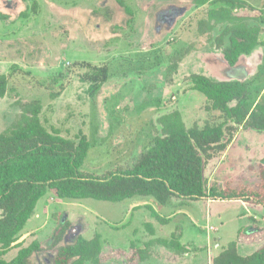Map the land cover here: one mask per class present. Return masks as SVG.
<instances>
[{
	"label": "rangeland",
	"instance_id": "rangeland-1",
	"mask_svg": "<svg viewBox=\"0 0 264 264\" xmlns=\"http://www.w3.org/2000/svg\"><path fill=\"white\" fill-rule=\"evenodd\" d=\"M243 1L255 8L243 14L255 18L256 11H263L259 21L244 23L264 29V0ZM124 3L132 15L117 0H0V75L9 79V92L0 99V133L13 127L26 104L39 103L48 132L74 142L80 133L87 136L90 151L82 170L104 176L138 162L161 136L159 119L164 115L180 111L188 129L226 123L221 112L207 109L210 102L189 80L202 74L227 81L241 73L212 53L219 50L216 39L225 26L217 25L207 35L198 30L203 12L225 5L197 6L195 0ZM257 60L251 66L244 59L238 64L241 70L250 68L249 80L242 82L249 86L251 104L264 101V59ZM177 62L178 73L169 83L168 69ZM85 63L109 67V80L95 98L81 80L91 73ZM263 170L264 132L239 128L227 150L208 163V190L259 191ZM66 223L59 246L73 244L79 236L90 240L100 235L101 264H212L232 243L243 256L264 244V205L256 201L172 198L162 206L151 197L115 203L59 199L49 192L19 246L2 258L11 260L19 247L38 241L45 252L35 254L31 264H52L51 246ZM175 238L180 251L157 243L147 247L155 239ZM146 248L151 255L142 262L136 252Z\"/></svg>",
	"mask_w": 264,
	"mask_h": 264
},
{
	"label": "trees",
	"instance_id": "trees-1",
	"mask_svg": "<svg viewBox=\"0 0 264 264\" xmlns=\"http://www.w3.org/2000/svg\"><path fill=\"white\" fill-rule=\"evenodd\" d=\"M117 2L132 15L124 0ZM219 3L225 6L202 13L204 17L198 21V30L207 35L217 25H224L216 46L222 49L227 64L235 67L242 56L252 55L258 47L264 48V41L260 40L263 29L244 23L250 18L259 21L263 11H256V17L252 18L243 11L255 12V8L243 0H195L197 6ZM240 11L242 14L238 15ZM83 67L91 69V73L82 75L81 80L89 84L88 94L95 98L109 80V67L89 63ZM178 69V62L169 67V83L173 82ZM189 80L193 89L203 93L210 102L207 109L221 112L226 123L204 128L195 125L188 129L180 111L164 115L159 119L161 136L154 138L144 149L138 162L131 168L104 176H94L82 170L90 151L85 134L80 133L78 142H74L57 132H48L40 119L42 106L36 102L26 104L13 127L0 133V264H31L35 254L45 252V248L34 241L27 247H19L13 259L2 258L19 246L17 242L27 223L49 192L59 199L115 203L137 196L151 197L162 206L172 198L192 201L245 199L264 205V201L261 202L264 199V170L260 171V192L243 189L228 193L213 187L208 190L206 176L208 163L227 150L239 128L264 132V101L250 103L246 82L217 81L202 74H192ZM8 92L9 79L0 75V99H4ZM68 227L69 223H66L56 234L51 246L55 254L52 264H101L100 235L90 240L79 236L73 244L59 246ZM151 235L154 236L155 232L151 231ZM179 241V238L171 241L155 239L147 247L157 243L180 251ZM147 250L136 252L142 262L151 255ZM212 264H264V244L254 253L243 256L237 244L232 243L213 258Z\"/></svg>",
	"mask_w": 264,
	"mask_h": 264
},
{
	"label": "crops",
	"instance_id": "crops-1",
	"mask_svg": "<svg viewBox=\"0 0 264 264\" xmlns=\"http://www.w3.org/2000/svg\"><path fill=\"white\" fill-rule=\"evenodd\" d=\"M263 31H264V29H263ZM226 42H228L227 40H226ZM226 44H228V43H226ZM263 47H259V48H257L254 52H253V54L252 55H250V56H242L241 57V60L240 61H242L243 59L244 60H247V62H248V66H251V64H252V62H253V60H255V59H259V60H263L264 59V51H263ZM220 51V52H219ZM213 54H215L217 57H219V58H222L223 59V61L224 62H226V60H225V58H224V55H223V52H222V49H219L217 52H212ZM219 53V54H218ZM218 58V59H219ZM251 58H252V60H251ZM263 58V59H262ZM259 60H257V61H259ZM227 63V62H226ZM240 63V62H239ZM228 67H230L229 65H228ZM241 68L242 67H240V65H237V66H235V67H230L229 68V70L231 69V70H240V72L241 73H236L238 76L237 77H233V78H230L229 80H227V81H233V80H237V81H247V80H249V78H250V76H251V74H250V68H247V67H243V69L244 70H241ZM206 76V75H205ZM217 81H219V80H217ZM175 82H176V79H175ZM239 252H240V250H239ZM241 253V252H240ZM242 255V254H241ZM248 255V254H247ZM247 255H244V256H247Z\"/></svg>",
	"mask_w": 264,
	"mask_h": 264
}]
</instances>
